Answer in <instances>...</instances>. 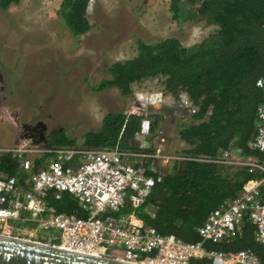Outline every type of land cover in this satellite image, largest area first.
Here are the masks:
<instances>
[{
  "label": "trees",
  "instance_id": "obj_1",
  "mask_svg": "<svg viewBox=\"0 0 264 264\" xmlns=\"http://www.w3.org/2000/svg\"><path fill=\"white\" fill-rule=\"evenodd\" d=\"M21 1L0 0V10L5 12ZM89 3L90 0L61 3L58 15L74 38L87 34L93 27L88 19ZM189 6L195 7L194 11L188 12ZM170 10L178 23L200 18L217 31L191 48L175 38L156 44L138 40L137 56L109 65L108 77L92 89L97 93L117 89L126 98L133 95L134 84L161 77L165 79L167 93L176 99L184 93L198 107L191 123L178 126L179 140L189 146L179 155L191 160L170 162L171 169L137 211L147 226L195 243L201 240L198 229L213 210L235 199L247 181L264 177L261 170L252 167L195 160H216L222 152L235 150L239 156L253 158L264 166V153L250 147L257 129V110L264 102V93L257 86L264 76V0H171ZM164 116L156 115L159 120ZM142 120L143 116H127L122 111L110 113L100 131L84 136L83 146H77V140L65 130L50 134L45 145L111 148L119 143L124 150L137 149L135 136L141 130ZM159 122L153 124V131ZM44 159L37 158V163ZM0 174L20 176L22 180L29 177L19 169L18 158L9 153H0ZM52 203L61 212L86 215L68 194ZM207 246L226 252L251 249L264 263L263 249L249 222L230 243L209 242Z\"/></svg>",
  "mask_w": 264,
  "mask_h": 264
},
{
  "label": "built area",
  "instance_id": "obj_2",
  "mask_svg": "<svg viewBox=\"0 0 264 264\" xmlns=\"http://www.w3.org/2000/svg\"><path fill=\"white\" fill-rule=\"evenodd\" d=\"M257 86L264 93V76ZM168 95L135 96L126 115L143 116L135 136L137 149L124 150L119 143L111 148H50L38 126H21L13 143L0 153L17 157L19 169L29 177L22 180L0 174V235L130 264H264L251 249L226 252L207 246L209 242L230 243L249 222L264 252V177L247 181L235 199L213 210L198 229L199 242L164 235L137 214L170 162L191 160L169 153L167 138L152 130L148 110L157 109L151 115H161ZM181 101V108L193 117L198 107L187 95ZM250 147L264 153V102L257 110ZM39 157L45 158L41 164ZM195 160L247 166L264 173L258 160L236 157L234 150L222 152L216 160ZM64 194L74 198L85 217L58 210L52 201L63 200ZM15 224L20 227L14 228Z\"/></svg>",
  "mask_w": 264,
  "mask_h": 264
},
{
  "label": "rangeland",
  "instance_id": "obj_3",
  "mask_svg": "<svg viewBox=\"0 0 264 264\" xmlns=\"http://www.w3.org/2000/svg\"><path fill=\"white\" fill-rule=\"evenodd\" d=\"M62 1L22 0L0 10V149L28 124H41L46 137L65 130L83 146L84 136L100 131L108 114H127L137 94L166 92L161 77L134 84L126 98L117 89H92L108 77L109 65L137 56L138 40L156 44L175 38L191 48L217 31L200 18L173 20L171 0H95L88 10L93 27L74 38L58 15ZM167 97L163 120L151 115L157 109L148 114L160 121L155 132L167 138V151L180 156L189 146L179 140L178 126L193 117L181 108L185 94Z\"/></svg>",
  "mask_w": 264,
  "mask_h": 264
},
{
  "label": "water",
  "instance_id": "obj_4",
  "mask_svg": "<svg viewBox=\"0 0 264 264\" xmlns=\"http://www.w3.org/2000/svg\"><path fill=\"white\" fill-rule=\"evenodd\" d=\"M38 124L37 126H40ZM0 264H130L0 235Z\"/></svg>",
  "mask_w": 264,
  "mask_h": 264
},
{
  "label": "flooded vegetation",
  "instance_id": "obj_5",
  "mask_svg": "<svg viewBox=\"0 0 264 264\" xmlns=\"http://www.w3.org/2000/svg\"><path fill=\"white\" fill-rule=\"evenodd\" d=\"M29 126H36V125H30V124H28ZM27 126V125H26ZM38 128H39V135L41 136V138L45 141V139H47V137L45 136V129H42L41 128V126H38Z\"/></svg>",
  "mask_w": 264,
  "mask_h": 264
},
{
  "label": "clouds",
  "instance_id": "obj_6",
  "mask_svg": "<svg viewBox=\"0 0 264 264\" xmlns=\"http://www.w3.org/2000/svg\"><path fill=\"white\" fill-rule=\"evenodd\" d=\"M91 3H92L93 6H94V4H95V0H90L89 7H90ZM88 10H89V8H88Z\"/></svg>",
  "mask_w": 264,
  "mask_h": 264
},
{
  "label": "crops",
  "instance_id": "obj_7",
  "mask_svg": "<svg viewBox=\"0 0 264 264\" xmlns=\"http://www.w3.org/2000/svg\"><path fill=\"white\" fill-rule=\"evenodd\" d=\"M234 151H235V150H234ZM235 155H236V157L239 156L238 153H237L236 151H235Z\"/></svg>",
  "mask_w": 264,
  "mask_h": 264
}]
</instances>
